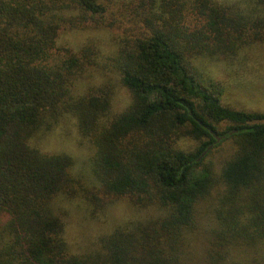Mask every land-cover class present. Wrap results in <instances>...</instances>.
<instances>
[{
	"label": "trees",
	"instance_id": "obj_1",
	"mask_svg": "<svg viewBox=\"0 0 264 264\" xmlns=\"http://www.w3.org/2000/svg\"><path fill=\"white\" fill-rule=\"evenodd\" d=\"M79 27L117 29L113 55L60 40ZM258 40L264 0H0V264H264V112L225 105L222 83L192 64ZM108 72L130 94L121 112ZM66 115L95 183L37 144ZM226 139L218 168L204 162ZM74 198L150 213L73 252Z\"/></svg>",
	"mask_w": 264,
	"mask_h": 264
},
{
	"label": "rangeland",
	"instance_id": "obj_2",
	"mask_svg": "<svg viewBox=\"0 0 264 264\" xmlns=\"http://www.w3.org/2000/svg\"><path fill=\"white\" fill-rule=\"evenodd\" d=\"M119 34L117 29L109 27H79L64 30L60 40L74 49L84 44H93L100 50L101 58L113 55L115 50V36ZM198 72L203 75H212L220 81L224 87L221 96L225 105L235 109L264 112V40H258L253 44L240 48L238 54L232 59L211 60L207 57H199L192 61ZM101 76L99 73H95ZM106 77L114 84L112 112H121L130 101V94L123 87L114 73L108 72ZM223 126L217 125L221 130ZM42 139H37L40 148L49 152H65L75 159L77 174L92 184L95 179L89 165L91 154L90 144L77 130L75 120L70 115L62 116L53 130ZM35 141V143H36ZM233 141L226 139L211 148V153L205 157L204 162L211 163L215 168L227 158L232 150ZM191 142L186 140L185 145L189 148ZM66 202L68 215L66 218L65 238L73 252L89 251L96 247L101 236L108 234L113 229L123 226L128 222L143 219L150 213L149 210H138L126 200H117L106 208L94 209L74 198ZM207 216L204 212L199 213L197 227L193 237L201 239L208 229L206 226ZM197 242L199 254L196 261H203V245Z\"/></svg>",
	"mask_w": 264,
	"mask_h": 264
},
{
	"label": "water",
	"instance_id": "obj_3",
	"mask_svg": "<svg viewBox=\"0 0 264 264\" xmlns=\"http://www.w3.org/2000/svg\"><path fill=\"white\" fill-rule=\"evenodd\" d=\"M218 140V139H217Z\"/></svg>",
	"mask_w": 264,
	"mask_h": 264
}]
</instances>
